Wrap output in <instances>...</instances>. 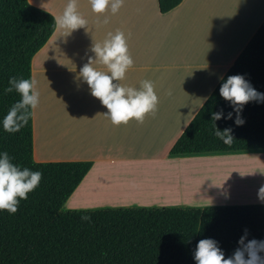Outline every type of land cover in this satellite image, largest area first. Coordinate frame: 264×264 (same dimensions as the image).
Instances as JSON below:
<instances>
[{"label": "crops", "instance_id": "obj_1", "mask_svg": "<svg viewBox=\"0 0 264 264\" xmlns=\"http://www.w3.org/2000/svg\"><path fill=\"white\" fill-rule=\"evenodd\" d=\"M26 1L53 19L68 3ZM38 1L44 4L37 6ZM77 4L79 14L88 22L87 30L78 29L67 36L54 26L29 62L30 79L38 82L40 92L39 107L31 117L33 162L90 165L62 209L66 204L79 205L78 200L70 203L76 193L88 195L89 178L106 180L101 187L112 188L116 194L98 201L104 207L128 203L144 208L208 206L195 185L203 170L195 163L206 157H172L170 152L263 25L264 0H180L166 12L159 10L157 0H124L117 14L107 13V24L103 16L92 11L89 0H77ZM116 30L125 34L134 61L120 83L139 89L141 81L150 80L158 96L155 116L148 114L142 124L132 120L128 125L114 126L103 115L107 109L79 77L80 69L94 57L90 51L93 42H102ZM94 67L107 71L100 64ZM222 156L219 182L247 179L243 170L229 171L221 161L235 155ZM242 156L252 158L245 165L253 166L249 174L258 185L250 191L229 188L219 192V202L226 195H235L234 203L221 206L264 205L260 192L264 187V153ZM123 179L124 185H131L130 190Z\"/></svg>", "mask_w": 264, "mask_h": 264}, {"label": "trees", "instance_id": "obj_2", "mask_svg": "<svg viewBox=\"0 0 264 264\" xmlns=\"http://www.w3.org/2000/svg\"><path fill=\"white\" fill-rule=\"evenodd\" d=\"M157 1L166 12L180 0ZM54 26L51 15L26 0H0V153L43 174L15 214L0 211V264H195L201 239L217 241L226 258L245 230L246 243L264 241V205L62 210L89 163H34L31 118L15 134L2 126L20 99L15 91L4 92L10 77L30 79V59ZM233 75L244 76L264 94V23L171 149L172 157L264 153V102L245 105L240 113L245 123L237 126V113L219 95L221 84ZM221 109L232 119L212 121ZM214 123L221 131L231 129V146L215 136Z\"/></svg>", "mask_w": 264, "mask_h": 264}, {"label": "clouds", "instance_id": "obj_3", "mask_svg": "<svg viewBox=\"0 0 264 264\" xmlns=\"http://www.w3.org/2000/svg\"><path fill=\"white\" fill-rule=\"evenodd\" d=\"M92 11L103 16V23L109 22L107 13H118L124 0H89ZM87 20L79 14L77 0H68L63 13L54 18L57 30H63L67 36L78 29L87 30ZM90 51L94 57L80 69L79 77L87 84L90 94L99 100L107 112L103 114L114 126L128 125L135 120L143 123L148 114L155 116L158 109V96L154 83L141 81L139 89L124 86L126 73L133 68L134 61L129 52L125 34L116 30L108 33L102 42H93ZM94 64L103 65L107 71L98 70ZM5 94L15 91L20 99L14 103L2 120L3 130L9 134L20 132L29 124L30 118L40 104L38 82L32 79L10 77ZM219 95L228 102L237 113L235 124L243 126L241 118L245 105L250 102H264V94L258 93L242 75L229 76L221 84ZM222 118L232 119V113L224 116L223 110L212 114V121ZM214 134L225 145L231 146L234 137L231 129L219 130L214 123ZM42 172L21 168L13 162L8 152L0 153V211L15 214L22 200H27L29 193L37 189L42 180ZM264 194V187L260 189ZM82 219H89L82 217ZM247 230L239 240V247L232 256L225 257L224 252L213 239H201L193 254L195 264H264V241L248 240Z\"/></svg>", "mask_w": 264, "mask_h": 264}, {"label": "rangeland", "instance_id": "obj_4", "mask_svg": "<svg viewBox=\"0 0 264 264\" xmlns=\"http://www.w3.org/2000/svg\"><path fill=\"white\" fill-rule=\"evenodd\" d=\"M33 2H35V1H33ZM35 4L37 6H39V4H44V3L42 1H38ZM245 154H248V153H245ZM227 155H235L234 157H236L234 159H221L222 162L224 161L226 163L227 168H228L227 170L230 171V168H237V170H243L242 173L245 176H247L246 180H250L252 182H255V180L252 179L253 174H249L251 172V169H253V166L252 165H245L246 163L250 164L251 163L250 161L252 158H245L244 156H242V154H227ZM187 157H190V156H187ZM203 157H206V158H203L202 160H199L195 163L196 167L198 169H203L202 171H199V173H201L202 175L200 177H198L199 178L197 180L198 182L195 183V185H197V186H199V185L203 186V188L200 187L199 190L203 189L205 191L203 193H198V194H203L204 199H202V201H205V203H209V204H207L208 206H221V205H224L227 203H234L233 201H231L235 197V195L233 193L220 198L221 199L220 202H219L217 194L219 192H222L223 190H226L227 187H228V189L229 188H234V189L239 188V186L242 185L244 180L236 179L233 183L220 182L221 183L220 184L218 177H217V172L220 169L221 165H218V162L220 160L219 157H223V156L222 155H216V156L206 155ZM259 160H260V158H256V161H259ZM256 161H254L253 163H256ZM229 164H232V165L229 166ZM233 164H237L236 167ZM242 165H244L245 167L244 166L242 167ZM207 169L209 170L208 176L206 174ZM231 173L237 175L240 172L235 173V171H231ZM88 181L92 182V185L89 186L85 192L88 195H86V194L83 195L82 191H80L79 193H76L75 195H73L70 198L71 199L70 203H74L73 201L78 200V201H80L79 205L76 204V207H73L70 204H66V208H69L70 206H71V208H69V210H72L73 208H74L73 210H98V209H105V208H135V206L129 205V203L124 204V205H110V206L108 205L109 207H104L105 206V205H103L104 203L98 202V201L101 199L104 200V197H102V196L109 198L114 192H111V191H109V193L103 192L104 190L102 189L101 185L103 186L104 184H106V180H101V178L93 180L92 178H89ZM94 183H97V184L94 185ZM256 185H258V184H255L253 188L247 189V190L250 191V190L254 189L256 187ZM84 187H85V185H84ZM222 188H224V189H222ZM98 194H100V195H98ZM144 206H147V205H144ZM171 207H173V206H171ZM176 207H182V206H176ZM199 207H205V206H199ZM66 208H63L62 210H68Z\"/></svg>", "mask_w": 264, "mask_h": 264}, {"label": "bare ground", "instance_id": "obj_5", "mask_svg": "<svg viewBox=\"0 0 264 264\" xmlns=\"http://www.w3.org/2000/svg\"><path fill=\"white\" fill-rule=\"evenodd\" d=\"M181 179H182V178H181ZM183 180H184V179H183ZM120 181H121V180H120ZM123 181H124V182H123ZM123 181H122V182H123V185H124L125 180L123 179ZM118 182H119V181H118ZM118 182L116 181L115 183H118ZM128 183H129V182L126 183L127 186H128ZM219 183H220V182H219ZM219 183H218V184H219ZM119 184H121V183H119ZM126 184H125V185H126ZM201 184H202V183H201ZM220 184H221V183H220ZM123 185H122V186H123ZM125 185H124V186H125ZM254 185H255V182H252V181H250V180H246V181L244 180V182L242 183V185H240L239 188H236V189H237V190H247V189H251V188H253ZM115 186H117V185H115ZM129 186H131V185L129 184ZM129 186H128V187H129ZM221 186H222V185H221ZM119 187H120V186H119ZM119 187H118V188H119ZM200 187L203 188L202 185L196 186V188H198V191H196V192H197V193H203V192H205L203 189L199 190ZM219 187H220V186H219ZM224 188H225V187H224ZM224 188H222V189H224ZM99 189H100V188H99ZM99 189H98V190H99ZM102 189L104 190V191H103L104 193H105V192H106V193H109V191H111V192L113 191V189H112V188H109V187H102ZM215 189H216V188H215ZM222 189H221V190H222ZM227 189H228V187H227ZM114 190H115V189H114ZM129 190H130V187H129ZM129 190L126 189L125 192L128 191L127 193H129ZM206 190H207V189H206ZM213 190H214V189H213ZM154 191H155V190H154ZM130 192H132V191H130ZM155 193H156V192H155ZM123 194H124V193H123ZM149 194H151L150 191H149ZM156 194H157V193H156ZM98 195H100V194H98ZM112 195H116V194L113 193ZM129 195H130V194H129ZM147 195H148V194H147ZM101 196H102V195H101ZM126 196H127V195H126ZM157 196H158V195H157ZM102 197H103V196H102ZM112 197H114V196H112ZM145 197H146V195H145ZM152 197H153V194H152ZM126 198H127V197H126ZM143 200H144V198H143Z\"/></svg>", "mask_w": 264, "mask_h": 264}]
</instances>
